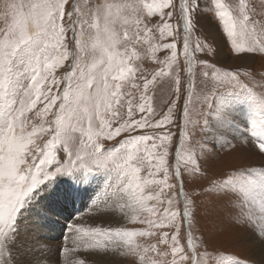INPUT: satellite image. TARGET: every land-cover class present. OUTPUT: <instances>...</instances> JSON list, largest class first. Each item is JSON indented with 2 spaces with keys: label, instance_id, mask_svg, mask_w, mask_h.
Instances as JSON below:
<instances>
[{
  "label": "snow or ice",
  "instance_id": "snow-or-ice-1",
  "mask_svg": "<svg viewBox=\"0 0 264 264\" xmlns=\"http://www.w3.org/2000/svg\"><path fill=\"white\" fill-rule=\"evenodd\" d=\"M200 7V0H180L179 10L176 12L178 21L175 24L170 23L173 12L176 11V5L172 0H163V3L159 5L148 6L151 14H155L153 9L160 10L159 15L163 18L162 25L154 24L149 27L144 20L139 19V13L135 9L133 10L136 15L134 21H129L127 17L123 18V25L129 23L136 25L138 42H142L140 41L141 32L150 36L154 28L159 31L161 37H171L173 42L160 45L171 51L170 58L164 62L166 68H161L151 79L142 77L144 80V94L140 97L142 102L134 106L132 99H128L126 113L122 115L120 109L123 106L122 97L125 95L121 92L123 82L135 78L138 69L129 66L135 57L134 52L128 55L127 49L124 53L116 50L117 45L122 42L115 28L121 19L119 16L121 6L114 5L110 0H95V2L89 0L87 5L82 3V0H72L70 7L69 0H0V264H13L14 258L9 246H15L17 243L23 210L28 207L37 190L59 175H75L80 171L92 173L94 168L103 169L105 172H115L117 179L124 177L121 180V187L127 184L123 191L133 202L134 211L146 210L157 218L150 217L141 221L148 225L147 230L116 229L113 232L95 229L88 232V235L93 238L96 235L109 239L113 235L119 237L122 241L120 246L126 248L123 255L139 256L141 264H144L146 259L144 253L149 251L157 255L161 253L155 244L143 247L142 251H139L141 246L133 245L132 238L153 236L156 233L152 229L173 228L175 234L170 236L165 231L162 233L161 240L163 244L171 241L170 264H185L189 260L185 248L181 246L178 239L181 228L179 218L183 216L184 222L187 223L188 246L195 252L191 231L194 201L185 194L184 208L181 212L179 208L174 207L178 201L172 196H165V192L166 190L172 192L177 186L183 190L186 180L184 171L196 179L206 174L201 172L195 154L185 161L182 147L176 155L175 171L172 174L169 173L165 166L167 149L165 148L158 156L152 149L164 147L165 143L171 140V132L143 135L132 133L146 128H163L173 123V111L180 100L179 73L177 72L174 76L176 100L169 107L167 114L155 122H153L155 112L151 97L147 93L149 86L155 83L157 77L173 74V65L177 63L181 30H183L182 52L189 76L181 112L185 128L190 122L189 105L193 103L195 62L199 59L205 68L211 67V78L223 82L220 79L219 69L209 65L206 59L196 56V53L211 50L202 45L199 40L193 42L191 39ZM216 7L219 10L218 18L222 21L227 35L233 38L232 43L235 47L232 51L242 56L247 53H264V39L253 38L246 48L236 44L237 18H234L228 7L219 3V0ZM164 8H171L173 11L165 13L162 11ZM239 24L246 34L249 24L254 26L257 24L247 14V5L244 0H240ZM85 25L89 29H94L88 38L85 37L87 30ZM259 29L261 33H264V19L259 22ZM69 30L72 32L70 41ZM255 30L254 27L253 34ZM128 39V33L125 31L123 40ZM69 43L72 45L71 50ZM65 62H69L68 71L63 77L66 82L65 88L60 93L58 86L61 80L56 78L55 70L63 66ZM202 76L208 79L209 71H202ZM223 77L229 83H240L238 72L226 71ZM53 86L57 87L58 94H53ZM132 86L139 87L136 84ZM127 95L131 96V93ZM57 101H60L59 106ZM38 103L44 104L43 109L37 112V116L41 117L42 121L39 125H31L29 129L26 114L35 109ZM201 103L211 110L218 125L223 126L233 119L232 100L214 89L203 95ZM54 108L57 110L51 123L55 126L49 127L47 125L50 122L46 118L52 114ZM261 109L259 121H250V131L259 141L256 145L258 150L264 153V100L261 101ZM137 112L140 114L139 118H136ZM85 120L87 121L86 129L83 127ZM94 121H98L95 127ZM204 123L208 124L207 118L204 119ZM257 127L261 129L259 133ZM75 131L85 135L87 142L81 140L79 148L74 151L69 133ZM49 132L53 134L52 138L43 146L36 142L40 136ZM125 133L128 134L127 137L119 140L117 146L110 150H105L104 144L100 142L101 137L104 140H114ZM57 140H60L64 146L63 153L52 150ZM148 141L152 142L151 149L146 143ZM141 152L145 155H141ZM65 153L66 162L63 159ZM154 158L158 161L155 164ZM145 161L149 166L150 177L145 184L159 186V192L155 195L146 196L140 182L139 173ZM49 165L50 169L47 167ZM160 171L164 173V178L156 180L155 177ZM171 176L175 177L176 183L169 182ZM128 177L131 179H127ZM134 182L135 190H133ZM236 186H239V190L248 196L256 188L264 190V177L257 182L245 175L233 174L225 180L212 181L213 189L221 191L228 188L236 190ZM161 197L165 198L161 199ZM146 200H155L165 207L162 211L157 207L147 208ZM260 212L264 214V200L261 201ZM241 222L253 223L260 239L264 240V215H261L259 220H254L252 214H246ZM74 231L85 232V229L76 227ZM104 247L107 249V244ZM74 250L64 248L63 252L68 253ZM113 251H116V248ZM211 259L208 257L204 264H208V260ZM23 264H30V262L24 261ZM80 264H84V261H80ZM150 264H158V262L151 260ZM192 264H201V261L194 255ZM219 264H228V258L221 257Z\"/></svg>",
  "mask_w": 264,
  "mask_h": 264
},
{
  "label": "rangeland",
  "instance_id": "rangeland-1",
  "mask_svg": "<svg viewBox=\"0 0 264 264\" xmlns=\"http://www.w3.org/2000/svg\"><path fill=\"white\" fill-rule=\"evenodd\" d=\"M92 2H95V0H92ZM110 2L121 6L119 13L121 19L115 25V28L120 34L122 42L117 45L116 50L124 53L127 49L128 55H132L134 52L135 57L129 66L138 69L135 78L125 80L121 88V92L125 95L122 97L123 106L120 111L124 115L127 110L128 99H132L134 106L142 102L140 100L141 95L144 94V80L142 77L146 76L151 79L161 68H166L164 62L170 58L171 51L160 47V45L171 43L173 39L171 37H161L159 31L154 28L150 36L141 32L140 41L142 42H138L136 25L134 23L123 25L124 17H127L129 21L136 19L134 9L139 13V19L144 20L149 27L154 24L162 25L163 18L159 15L160 10L153 9L155 14H151L148 6L159 5L163 3V0H110ZM172 2L176 5V11L173 12L170 23L175 24L178 21L176 12L179 10L180 0H172ZM217 2L218 0H200L201 7L196 16V26L191 39L193 42L199 40L202 45L211 49L207 52L196 53V56L206 59L209 65L219 69L220 79L223 82L211 78V67L205 68L199 59L195 62L193 103L189 105L190 122L185 128L181 112L186 97L189 76L182 52L183 30H181L179 33L180 44L177 48V63L173 65V74L157 77L155 83L149 86L147 93L151 97V104L155 112L153 122H155V120H160L167 114L169 107L176 100L174 76L177 72L179 73L181 81L180 100L173 111V123L163 128L137 130L132 134L171 132V140L167 141L164 147L152 149L157 156L165 148L167 149L168 155L165 157V166L168 168L169 173H174L176 155L182 147V155L185 161L189 156L195 154L201 172L206 174L196 179L190 173L184 171L186 180L183 190L177 186L172 192H167V190L165 192V196H172L178 201L174 207L179 208L181 212L184 208L185 194L194 201L191 231L195 252L188 246L187 223L184 222L183 216L179 218L181 223L179 243L185 248V253L189 256V260L185 264H192L194 255L201 261V264H204L208 257L212 258L208 260V264H219L221 257H227L228 264H237V262L239 264H258L256 261L257 256L254 255L256 250L254 245L257 244L256 240L258 238H255L259 233L253 223L241 222L242 217L246 214H252L254 220H259V213L256 212L257 210L254 207L256 189L245 196L239 190V186H236V190L232 188L223 191L213 189L212 181L219 182L235 174L237 176L245 175L258 182L257 170L261 169L264 172V153L258 150L256 145L259 141L252 136L250 131V121H259L260 119L261 101L264 100V53H247L242 56L232 51L235 47L232 43L233 38L227 35L222 21L218 18ZM244 2L247 5V14L257 22L255 26L248 25L247 34L241 30L239 24L240 0H219V3L225 4L233 17L237 18L235 41L236 44L246 48L253 38L264 39V33H261L259 29V22L264 19V0H244ZM82 3L87 5L89 0H82ZM71 4L72 0H69V7ZM123 6L127 7L124 8ZM162 11L167 13L173 11V9L164 8ZM85 27L87 29L85 37L88 38L90 33L94 32V29H89L87 25ZM254 27L256 30L253 34ZM125 31H127L129 37L126 41L123 40ZM68 37L70 41L72 38L71 30L68 32ZM71 48L72 45L69 43V49L71 50ZM88 60H91L90 56ZM68 63L65 62L63 66L55 70L56 78L61 80L58 86L60 93L65 88L66 82L63 77L68 71ZM202 71H209L210 77L208 79L203 78ZM226 71L238 72L240 83H229L223 77V73ZM133 84L139 85V87L134 88ZM212 89L232 100L234 109L232 115L235 112L242 111L248 114L250 120L245 121L242 135L231 138L225 137L224 134L218 133L215 129V117L212 115L211 110L201 103L203 95ZM52 91L53 94H58L56 86H53ZM128 93H131V96H128ZM59 104L60 101H57V106ZM43 107V103H38L35 109L26 114L29 129L31 125L41 123L42 118L37 116V112L41 111ZM56 110L54 108L52 114H49L46 118L50 122L47 125L49 127L55 126L51 122H53ZM139 115L137 112L136 118H139ZM205 118L208 120L207 125L204 123ZM232 121L238 123L235 119H232ZM73 123L75 122L73 121ZM96 123L98 121H94V127ZM83 127L87 128L86 120L83 122ZM259 130L261 129L259 128ZM183 133H187V135H183ZM52 135L51 132L45 133L36 142L43 146L52 138ZM69 135L72 137L71 146L74 151L79 148L81 140L87 142V137L79 131L70 132ZM127 135L125 133L122 137H117L114 140H104L101 137L100 142L104 144L105 150H110L117 146V142L126 138ZM181 141H183V146H181ZM146 143L151 149L152 142L148 141ZM157 143H159L158 140ZM52 150L57 153L64 152V146L60 140L56 141ZM141 155L145 154L141 152ZM63 159L65 162L67 161L66 153L63 154ZM157 162L154 158L153 163ZM47 167L51 168L50 165ZM181 168L182 170L184 168L183 162ZM148 173L149 166L145 161L141 166L139 176L146 196L148 194L155 195L159 192L158 185L145 184L150 179ZM163 178L164 173L162 171L158 172L155 177L156 180ZM123 179L124 177L117 179L115 172H105L103 169L96 170L94 168L92 173L80 171L75 175H59L54 180L42 185L28 207L23 210L22 220L18 228L17 243L15 246H9L11 255L14 258L13 264H17V262L23 264L24 261H28L30 264H80V261H84V264H141L139 256L123 255L126 248L120 246L122 241L119 237L113 235L109 239L105 236L96 235L93 238L87 234L95 229L101 231L112 230L113 232L120 228L128 231L147 230L148 225L141 223V221L150 217L157 218L146 210L134 211L133 202L128 194L123 191L127 184H124L123 188L121 187V180ZM127 179L130 180L131 177ZM169 182L176 183L175 177L171 176ZM133 190H135V182L133 183ZM70 195L74 197L78 195L76 197L79 200L74 201V197L71 198ZM164 198L161 197V199ZM34 201L36 203H33ZM145 204L147 208L157 207L161 211L165 207V205H160L155 200H146ZM76 227L85 229V232L74 231ZM152 231L156 234L150 237H133L132 244L140 245L141 249L139 251H142L143 247L153 244L159 249L160 255L151 251L144 253L146 257L144 264H150L151 260H156L158 264H170L172 259L170 255L171 241L168 244H163L161 240L163 232L167 231L171 236L175 234L174 229H152ZM90 244L93 246H89ZM105 244H107V249L104 247ZM24 247L25 251H23ZM64 248L75 250L64 253ZM114 248H116V251H113ZM205 253H207V256H205ZM19 255L23 257L20 258Z\"/></svg>",
  "mask_w": 264,
  "mask_h": 264
},
{
  "label": "bare ground",
  "instance_id": "bare-ground-1",
  "mask_svg": "<svg viewBox=\"0 0 264 264\" xmlns=\"http://www.w3.org/2000/svg\"><path fill=\"white\" fill-rule=\"evenodd\" d=\"M249 56V55H248ZM248 62V61H247ZM250 113V112H249ZM233 119L237 120L238 123L233 122L232 120H230L227 124L221 126L218 125L216 123L215 129L218 131V133H222L225 135V137H237L243 134L244 132V125H245V121L247 120V122L250 120L248 114L245 113V111L242 112H235L234 115H232ZM255 119V118H254ZM252 121V120H251ZM214 128V126H213ZM258 128V127H257ZM261 130H259L258 128V132H260ZM217 134V133H216ZM257 177H258V182L261 180L262 177H264V172L260 170H257ZM85 179V178H84ZM95 179V178H94ZM82 182V181H81ZM77 183V182H76ZM96 184V183H95ZM78 185V184H77ZM83 186V185H82ZM92 187V186H91ZM96 188V187H95ZM94 188V189H95ZM46 194V193H45ZM49 194V193H48ZM39 195V194H38ZM37 195V196H38ZM41 195V193H40ZM39 195V196H40ZM38 196V197H39ZM37 198V197H35ZM47 198V197H46ZM264 200V190L260 189V188H256V194H255V201H254V207L257 210L256 212L259 213V216L264 215L260 212V206H261V201ZM46 201V200H45ZM43 202V200H42ZM33 203H36L35 201ZM35 205V204H34ZM37 207V206H36ZM39 209V207H38ZM33 211V210H32ZM122 212V211H121ZM26 213V212H25ZM116 213V212H115ZM25 215V214H24ZM98 215V214H97ZM102 215V214H101ZM27 217V216H26ZM96 219V218H95ZM102 219V217H101ZM106 219V218H105ZM104 219V220H105ZM112 219V218H111ZM26 220V219H25ZM35 220V219H34ZM108 221V220H107ZM118 221V220H117ZM27 222V221H26ZM121 222V221H120ZM114 224V223H113ZM30 226V225H29ZM28 226V227H29ZM26 228V227H24ZM121 229V228H120ZM27 230V228H26ZM257 230V229H256ZM258 232V230H257ZM256 242L257 244H255V253L254 255L257 256L256 261L258 264H264V240L260 239L259 234L257 235V237L255 239H257ZM34 239V238H33ZM120 239V238H119ZM254 240V239H253ZM33 242V241H32ZM255 243V242H254ZM15 248V247H14ZM23 251H25V247L23 249ZM22 252V251H21ZM25 253V252H24ZM21 254V253H20ZM20 256V255H19ZM57 256V255H56ZM110 256V255H109ZM23 256H20V258H22ZM112 257V256H111ZM25 258V257H24Z\"/></svg>",
  "mask_w": 264,
  "mask_h": 264
}]
</instances>
